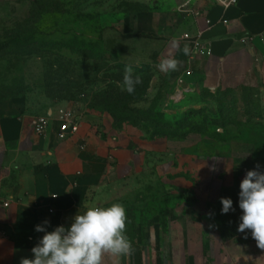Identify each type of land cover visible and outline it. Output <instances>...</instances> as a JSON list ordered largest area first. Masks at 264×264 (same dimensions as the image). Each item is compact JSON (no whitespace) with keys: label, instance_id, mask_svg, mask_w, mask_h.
I'll return each instance as SVG.
<instances>
[{"label":"crops","instance_id":"0c3cea01","mask_svg":"<svg viewBox=\"0 0 264 264\" xmlns=\"http://www.w3.org/2000/svg\"><path fill=\"white\" fill-rule=\"evenodd\" d=\"M141 1L160 9L135 14L150 21L132 31H184L211 52L193 55L188 47L185 55L189 41L179 47L183 82L163 111L169 119L185 117L194 127L227 96L264 94V0L212 2L196 20L185 16L182 0ZM64 111L79 115V131L60 137ZM40 118L48 119L42 136L34 131ZM214 126L207 124V132L185 126L182 137L152 136L67 102L0 103V264L34 258L31 249L45 234L36 225L47 220L46 231L67 228L78 212L114 202L126 208L134 249L119 264H264V249L226 239L213 227L223 188L218 179L250 149V160L264 156V133L226 129L215 136ZM114 259L105 256L104 264Z\"/></svg>","mask_w":264,"mask_h":264},{"label":"rangeland","instance_id":"374dc122","mask_svg":"<svg viewBox=\"0 0 264 264\" xmlns=\"http://www.w3.org/2000/svg\"><path fill=\"white\" fill-rule=\"evenodd\" d=\"M212 2L182 0L181 5L187 3L182 9L185 16L196 20ZM152 9L160 7L141 0H11L0 4V103L18 98L33 103L67 102L80 112L108 118L115 127L133 125L157 131L162 126L161 113L169 107L170 98H176L181 64L168 73L157 65L168 56L179 61V47L187 40L184 31L173 33L174 29L132 31L137 23L144 29L150 21L135 14ZM161 21L159 17L156 26ZM127 66L140 80L131 94L122 88ZM197 123L191 130L205 131L212 124L215 136L226 129L233 134L264 133V94L227 96ZM240 156L234 171L218 179L223 188L213 227L226 239L256 244L249 230L237 231L242 215L239 185L247 171L264 172V156L250 160L251 149ZM221 197L233 201L234 211L222 214Z\"/></svg>","mask_w":264,"mask_h":264},{"label":"clouds","instance_id":"9594fccd","mask_svg":"<svg viewBox=\"0 0 264 264\" xmlns=\"http://www.w3.org/2000/svg\"><path fill=\"white\" fill-rule=\"evenodd\" d=\"M173 47H177L175 42ZM189 51L185 45L183 53L188 55ZM179 63L168 56L157 67L164 73L174 72L178 70ZM139 82L138 76L133 77L132 67L127 66L122 88L131 94ZM239 187L242 215L237 231L244 233L249 230L257 247L264 249V172L256 169L247 171ZM220 203L222 214L234 211L230 198L221 197ZM127 221L126 208L119 202L110 206L88 207L82 214L78 212L67 228L60 225L46 231V220L43 225L35 226L37 232L45 234L31 249L34 258H22L20 264H104L105 256L115 258L114 264H119L120 257L130 256L134 251L132 241L126 234Z\"/></svg>","mask_w":264,"mask_h":264},{"label":"built area","instance_id":"2783aa9c","mask_svg":"<svg viewBox=\"0 0 264 264\" xmlns=\"http://www.w3.org/2000/svg\"><path fill=\"white\" fill-rule=\"evenodd\" d=\"M222 6H230L237 2V0H212ZM188 3V2H187ZM187 3L181 5V9L185 8ZM183 39L189 41L191 52L193 55H209L210 49L201 45L198 36H190L189 34L183 35ZM264 42V38H263ZM182 79L178 81L181 84ZM48 129V119L40 118L34 124V131L37 135H45ZM79 131V115L74 111H64L60 116V137L67 134H76Z\"/></svg>","mask_w":264,"mask_h":264},{"label":"trees","instance_id":"16d2710c","mask_svg":"<svg viewBox=\"0 0 264 264\" xmlns=\"http://www.w3.org/2000/svg\"><path fill=\"white\" fill-rule=\"evenodd\" d=\"M219 102V101H218ZM161 123H162V126L160 128H158L157 131H151L150 129H145L147 130L148 132H150L152 134V136H174V137H182L184 136L186 133L184 132V130L186 128H184L185 126L186 127H190L191 124H186V120L184 119L185 117H183V120H176V119H169L164 113H161ZM185 120V121H184ZM200 123H196L194 125V128L197 126H199ZM193 125V124H192ZM140 127V126H138ZM143 128V127H142ZM193 129V126L190 127V130ZM198 129V130H196ZM195 131H201V132H207L208 130L205 129V131L203 129H200V128H196ZM216 219V217H215ZM215 221V220H214Z\"/></svg>","mask_w":264,"mask_h":264}]
</instances>
